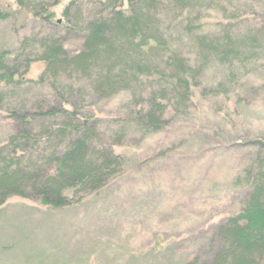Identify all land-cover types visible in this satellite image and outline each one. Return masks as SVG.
I'll use <instances>...</instances> for the list:
<instances>
[{
	"label": "trees",
	"instance_id": "1",
	"mask_svg": "<svg viewBox=\"0 0 264 264\" xmlns=\"http://www.w3.org/2000/svg\"><path fill=\"white\" fill-rule=\"evenodd\" d=\"M14 1L51 33L0 49V116L12 126L0 141V207L20 197L74 209L81 222L101 229L116 213V197L108 198L113 185L126 174L127 159L115 148L130 147L134 172L144 166L153 176L149 183L173 197L187 192L180 179L188 175L196 200L193 206L185 199L172 212L159 208L167 225L179 213L199 222L166 236L155 231L160 237L151 250L159 244L161 256L150 264H264V125L253 139L224 147L245 148L235 153L243 164L229 180L214 183L198 175L191 156L220 149L187 123L207 114L208 124L227 133L249 132L242 110L252 104L264 115V10L254 4L262 1ZM2 3L0 21L11 14ZM35 61L43 69L30 78ZM202 185L211 192L207 218L208 210L197 206ZM221 197L233 207L217 208ZM216 215L223 216L214 223ZM189 238L197 240L189 244ZM176 244L191 249L186 254Z\"/></svg>",
	"mask_w": 264,
	"mask_h": 264
},
{
	"label": "rangeland",
	"instance_id": "2",
	"mask_svg": "<svg viewBox=\"0 0 264 264\" xmlns=\"http://www.w3.org/2000/svg\"><path fill=\"white\" fill-rule=\"evenodd\" d=\"M260 1L262 3L254 4L257 5V9L264 10V0ZM3 2L5 3H2L1 6L7 7L11 14L6 20L0 21V49L19 48L22 39L25 38L24 41L28 43L30 41L27 39L30 37H34L38 33L50 32V29H46L38 19L32 16L31 12L17 10L14 0H3ZM57 32L61 33L62 30H57ZM42 69V62H32L27 76L36 78ZM207 106L208 101L205 103L204 110H211V107ZM259 110L260 107L256 108L252 104L246 107L245 112L242 110L241 120L245 127L247 126L249 132L235 129L236 132L233 130L227 133L223 125L224 128L216 122V126H212V122V124H208L211 116L208 117L207 114L202 115L203 120L202 122L197 121L198 124L195 122L192 124V119H189L191 121L187 123L191 124L194 127L193 129L206 131L210 135V139L215 140L213 142L217 143L220 149L218 150L213 145L204 153L203 157L191 156L194 161H197V165L199 162V176L218 183L229 180L228 178L240 170L243 160H239L235 153H246L245 148L240 150L230 148L227 150L224 147L243 144L244 141L254 138V129L264 125V115ZM11 129L12 126L9 122L0 116V141ZM160 138L152 139L151 148L159 145ZM145 144L148 145L149 142ZM115 150L127 159L124 170L126 174L114 183L113 194L110 192L111 195L108 197L110 199H113V196L116 197L112 203L115 206L116 213L110 218L109 222H106L107 225H103L101 229H95L91 223L81 222L74 209L68 211L49 208L30 202L28 199L14 197L5 206L0 207V264H81L79 260L83 255L85 259L86 255L89 256L87 260L83 259L84 264H101L106 262L105 260L112 261V264H123L125 260L130 264H150L149 258L161 256V249L157 248L160 247L159 244L156 245L154 251L151 250L152 245H155L157 238L160 237L156 235L155 231H159L163 236H166L188 223H193V227L196 226L199 218L189 216L190 209L186 211L188 213L186 215L191 220L179 213L177 218L175 216L171 218L168 225L166 223L167 217L161 215L164 208L172 212L175 210L174 207L179 205L181 201L184 202L185 199L194 206L196 200L192 198V194L191 196L189 194L190 191L192 192L190 188L192 182L188 175L186 177L184 174L180 179L181 182L183 181L182 183L187 192H180L176 197H173L172 194L157 190L152 181L151 184L149 183V179H153V176L146 171L144 166L141 167L143 170L134 172L133 165L131 162L128 163L134 161L133 156L136 153L132 154L130 147L120 146V148L116 147ZM195 151L192 152L195 154ZM200 157L202 158L199 160ZM167 163L168 161H166ZM192 165L188 164L187 166ZM194 168L195 166L191 168V173H193ZM143 185L144 187H142ZM108 189L110 187L106 190ZM196 191L200 198H198L199 203L196 202L197 206L201 207V210L203 208L208 210L205 216L207 218L210 210L208 207L210 205L208 201L211 197L209 193L211 192L208 185H202ZM203 193H205L204 197L200 196ZM223 199L221 197L219 201L213 200L219 202L217 208H220V205H224L225 210L233 207L231 201L226 200L227 202H224ZM200 200L202 201L200 202ZM164 205L166 206L163 207ZM197 209L195 207V210ZM213 215H215L214 212ZM222 216L216 215L212 222H219ZM98 230L100 231L99 234ZM180 233L177 234L180 235ZM193 238H189V244L190 239L192 242L197 240V238ZM95 241L99 243L95 245L97 250H93L94 246L90 245L95 244ZM179 242H181V239H179ZM105 243L110 244V246H107L109 249L104 248ZM163 245L167 246L166 243H163ZM172 245L175 247L173 242ZM188 247L191 246L188 245ZM178 248L186 254L191 249L184 250L181 244L177 245ZM144 250L146 253L142 254ZM155 254L157 255L154 256ZM171 256L170 253L167 257L171 258Z\"/></svg>",
	"mask_w": 264,
	"mask_h": 264
}]
</instances>
